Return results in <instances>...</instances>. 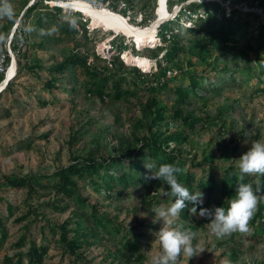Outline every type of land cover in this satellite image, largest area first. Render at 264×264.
Here are the masks:
<instances>
[{"label": "trees", "instance_id": "obj_1", "mask_svg": "<svg viewBox=\"0 0 264 264\" xmlns=\"http://www.w3.org/2000/svg\"><path fill=\"white\" fill-rule=\"evenodd\" d=\"M51 1L68 0H34L30 5L25 1L24 13L16 28L12 30V20L0 23V58L5 56V64L10 66V50L12 51L17 63L14 78L24 71L41 76L39 71L47 69L49 76L43 82L44 89L52 91L64 87L71 94L82 90L85 98L94 102L97 99L108 106H115L121 101L130 102L138 94L139 81L146 82L148 89L145 99L140 102V113L127 117L130 122L129 131L111 133L113 126L123 121L121 113H116L112 123L105 128L100 127L98 134L92 136L89 149L84 143L82 149L72 152L71 161L67 165L58 167L52 173L4 176V185L11 188L27 185L31 196L41 188L49 190L52 197L44 201V205L50 206L54 211L63 213L74 206L71 217L51 223V229L59 234L58 242L73 257L70 264L84 261L85 249L97 243L105 246L107 256L112 257L117 264H143L146 253L140 238L147 235L141 230L133 233L123 221L118 220V215L111 216L109 212L103 211V206L98 201L91 200L84 190L89 185L98 194L113 201L118 200L128 189L141 186L139 192L144 208L153 215L154 204L158 200L174 198L167 194L170 186L163 180L145 178L149 174L145 168L148 158L154 160L157 167L160 164L178 167V181L192 193H203V204L197 206L196 214L190 211L194 205L187 202V207L180 212L182 219L192 217L197 228L205 227L210 221L208 217L199 215L200 209H212L214 206L227 208V200L235 196L238 183H250L254 191L258 190V195L264 196V175H243L239 171L238 159L243 153H238V136L226 140L228 127L234 126L225 116L229 107H218L216 115L206 109L198 114L185 107L192 96L203 99L207 105L209 99L200 94V89H204L207 82L213 86L211 91L219 92L224 88L220 81L221 74L225 76L230 73L232 80L236 81V76L241 73L245 75L243 71H246L255 82L254 93H264V70H254L251 59L252 53H255L257 61L264 59V22H260V18H264V0H228L229 4L227 0H203L182 6L175 17L159 26L158 33L163 45L155 48L148 46L150 54L156 59L157 69L144 73L134 65L131 70L137 79L133 78L131 81L122 74L127 67L120 58L121 52L128 46L125 38L115 36L111 41V49L116 52L104 59L93 48H85L96 36V28L90 30L88 27L90 18L80 10L52 5ZM87 1L105 3L108 0ZM157 1L151 0L153 8L149 13L144 10V22L156 18ZM185 1L168 0V8L172 11L175 5ZM140 2L141 0H112L109 6L127 16L129 7ZM122 3L125 5L121 6ZM245 3L260 7L262 15L242 10L239 5ZM185 18L192 19L191 26H184ZM68 19L75 20V27L69 26ZM53 27L56 28L54 33L45 34ZM65 41L76 42L75 47L61 60L56 59L46 66L43 57L38 55V50L54 49L56 44ZM6 42H9V49ZM4 79L5 73H1L0 81ZM13 79L9 81L6 91L12 88ZM185 80H188L187 85ZM172 81L178 83L173 89L176 97L159 98V92L169 88ZM2 94L0 93V97ZM87 123L91 124L92 121L88 120ZM85 124L81 129L85 128ZM80 130L72 136L71 145L77 140ZM203 131L209 133V145L212 149L215 143L221 145L224 158L237 156L238 161L223 167L220 179L213 175L207 179L197 176L196 170L206 163H212L210 167L213 171L220 168L215 161L216 157L209 150L204 149L200 159L192 148L185 147V143H190L191 137ZM109 134L116 139V144H111L108 140ZM257 136L261 134L258 133ZM187 161H190L188 168ZM45 179L49 181L44 183ZM52 180L54 183H50ZM3 200L4 197L0 195V202ZM138 208L135 206L133 209L137 212ZM32 212L36 218H47L45 211L33 208ZM13 213L14 206L8 203L9 216ZM29 214L31 213L20 216L18 220L25 219ZM146 221H141L140 224L143 225ZM251 223L264 230V200L258 203ZM0 226L3 230L1 246L7 236L3 217H0ZM24 238L25 236L17 244H27ZM109 242H113V245H107ZM28 243L26 251L16 253V260L11 255H5L3 264H43L49 246L35 241ZM231 254L236 260L240 251L233 247ZM256 264L264 262L256 261Z\"/></svg>", "mask_w": 264, "mask_h": 264}, {"label": "rangeland", "instance_id": "obj_2", "mask_svg": "<svg viewBox=\"0 0 264 264\" xmlns=\"http://www.w3.org/2000/svg\"><path fill=\"white\" fill-rule=\"evenodd\" d=\"M25 1H27L26 4L30 5L34 0H10L15 16L13 19H0V23L12 20V30L14 27L16 28L24 13ZM193 1L201 2L203 0L179 2L178 5L173 7L172 11H175L176 8L179 10L184 5L188 6ZM111 2L112 0H108L105 3H92L97 7L110 9L111 6L109 5ZM226 2L229 4L228 0ZM50 3L52 5H61L58 1H51ZM123 5L125 3L121 4V6ZM142 5L145 6L142 7ZM152 5L151 0H141L138 5H131L127 11V19L137 26L149 25L152 21L144 22L143 19L145 11L149 13L152 10ZM239 7L246 12L252 11L262 15V10L258 6L253 7L245 3L244 5H239ZM188 20L191 21L192 19H183L184 26H191L192 21ZM260 22H264V18H260ZM88 27H90V30L96 28V36L85 48L86 50H92L93 48L104 59L109 58L116 52L115 50L112 52L111 49L112 39L117 35L125 38V43H128V46L121 52L120 58L127 66L122 71V74L127 77L128 81L137 76L131 70L134 64L129 62L125 55H128V57L131 55L149 57L151 66L148 69H142L143 72L145 71L144 73L157 69L156 59L150 54L148 47L153 45H148L141 49L136 44L137 48L132 41L133 37H129L122 32L106 30L101 26L95 27L92 21H89ZM12 30L11 32H13ZM157 32H159V28ZM156 38V43L158 45L162 44L159 33ZM75 44L76 42L65 41L64 43L56 44L54 49L38 50V55L43 57L45 65L49 66L56 59L61 60L66 53L75 47ZM6 45L9 49V42H6ZM160 56H162V53ZM251 59L254 70H264V59L261 62L257 61L255 53H252ZM100 63H103V61H100ZM9 65H11V62ZM243 72L245 75L243 73L237 75L236 81L232 80L230 73L226 75L224 73L225 76L221 74L220 81L224 88L219 92L211 91L210 89L213 86L206 82L205 88L200 89V94L209 99L207 105H205L203 99L197 96L190 97L189 101L185 103L186 109L194 110L198 114H201L206 109L214 115H216L218 107L227 105L229 110L225 116L227 121L234 126L228 127L225 137L229 141L231 137L238 136L236 143L239 154L248 151L253 141H264V93H254L255 82L250 79V75L246 71ZM39 73L41 76L29 71H24L22 74L17 75L13 79L12 88L9 91H3L0 97V195L5 199L0 202V217H3L7 229V236L4 243L0 246V264H3L5 255H11L16 260V253L18 251H26L30 241H35L37 244L45 243L49 246L48 255L43 264H70L73 259L70 254L64 251L61 243L58 242L59 234L51 229V223H53L52 221L61 222L71 217L74 206H71L63 213L54 211L50 206L44 205V201L52 197L49 190L41 188L39 192H34L31 196L27 185L15 188L4 185V176L52 173L58 167L67 165L71 161L72 152L82 149L84 143L89 149L92 136L98 134L100 127L105 128L109 123H112L116 113H121L123 121L121 124H115L111 133L129 131L130 122L127 117L130 114L140 113V102L148 94L146 82L139 81L138 94L131 98L130 102L121 101L115 106H108L97 99L94 102L85 98L82 90L74 94H71L64 87L52 91L46 90L43 88V82L49 76V70H40ZM187 84L188 80H185V85ZM177 85L176 81H172L169 88L159 92V98L172 99L176 97L173 94V89ZM88 120H91L92 123L88 124ZM84 124L85 128L81 129ZM178 128L180 129V126ZM243 129L245 130L242 133ZM79 130L77 140L71 145L72 136ZM238 131H240V134ZM258 133L261 136L258 137ZM108 140L111 141V144L117 143L111 134L108 135ZM104 143H106V139H104ZM232 145L234 144L232 143ZM220 146L215 143L213 149L210 147L209 133L207 131L194 135L191 137L190 143H185V147L192 148L194 152L199 154L200 159L203 156L202 151L204 149L209 150L216 157V163L220 165V168L213 171L210 167L212 163H206L205 166L196 170L198 177L207 179L213 175L215 178L220 179L223 167L238 161L235 155H231L229 159L227 157L224 158ZM189 162H186L187 168L189 167ZM48 181L45 179L44 183ZM50 183H54V180L50 181ZM81 184L83 185L82 182ZM140 189L141 186L132 187L124 192L118 200L113 201L98 194L89 185L86 186L84 193L90 195L91 200L98 201L103 206L101 208L103 211L109 212L111 216L118 215V220L123 221L126 227L133 230V233L141 230L147 235L146 237L142 236L140 240L143 242L146 253L143 264H150L151 256L160 251L159 242L155 241V233L160 230L164 221L162 218L156 217L155 213L151 215L145 210L142 196L139 192ZM172 202L171 198L160 199L154 204L153 210L161 205L167 207ZM8 203L14 206V213L11 216L8 214ZM135 206L139 207L137 212L133 209ZM33 208L38 209L40 212L45 211L47 218L42 216L36 218L35 213L32 212ZM28 212L31 214L27 215L23 220H18L20 216ZM144 220L147 221L141 225L140 222ZM208 223L210 221L206 223L205 227L197 228L192 217L182 219L180 213L174 219L172 227L190 232L193 235V246L199 245V249L202 251L191 259L187 256H181L178 259V264H256V261L264 262V230L258 229L257 224H252L251 219L249 221V230L246 233L234 232L223 237H217L212 234L208 228ZM27 225L28 228L26 227ZM2 234L3 230L0 226V238ZM23 236H25L24 240L27 244L18 245L17 242ZM107 245H113V242H109ZM233 247L235 250L238 249L240 251V256L236 260L232 258L231 254ZM106 253L107 249L103 244H93L85 249L86 259L74 264H117Z\"/></svg>", "mask_w": 264, "mask_h": 264}, {"label": "clouds", "instance_id": "obj_3", "mask_svg": "<svg viewBox=\"0 0 264 264\" xmlns=\"http://www.w3.org/2000/svg\"><path fill=\"white\" fill-rule=\"evenodd\" d=\"M167 1L166 5L168 8ZM178 11H180V9L177 10L176 15ZM14 16L15 11L10 0H0V19H13ZM171 18L173 17H169L166 20ZM67 23L70 27H75L76 22L74 19H68ZM55 31L56 28L53 27L45 34L51 35ZM157 36L158 32H156V37ZM132 41L135 45L137 44L134 38ZM157 45L158 44L155 43L150 47H156ZM140 68L143 69L142 67ZM16 74L17 71L8 80V83ZM238 160V168L241 174L264 175V141H253L249 150L243 153ZM145 168L149 171V174L145 178L148 180H163L170 186V191H168L167 194L174 198L169 206L165 207L161 205L153 210L156 217H159V219L162 218L164 223L160 230L155 233V241L159 242L160 251L151 256L150 264H178V259L181 256H187L191 259L199 255L202 251L199 249V245L193 246V235L188 231H182L172 227V224L179 213L187 207V203L194 205L190 211L192 214H196L197 206L203 204V193L201 191L192 193L187 187L181 184L176 176V173L180 172V169L172 164H160L157 167L156 162L148 158L145 162ZM261 200H264V196L258 195V190L254 191L252 184L241 182L238 183L236 187L235 196L227 200V208L215 206L212 209L201 208L199 215L210 219V223L207 224L208 228L210 232L217 237L230 235L234 232L246 233L249 230V221Z\"/></svg>", "mask_w": 264, "mask_h": 264}, {"label": "bare ground", "instance_id": "obj_4", "mask_svg": "<svg viewBox=\"0 0 264 264\" xmlns=\"http://www.w3.org/2000/svg\"><path fill=\"white\" fill-rule=\"evenodd\" d=\"M59 3L64 7L82 11L90 18V21H92V24L95 27L101 26L106 30L122 32L129 37H133L141 49L156 43V32L159 24H161L168 17L174 16L178 9L176 8L175 11H170L167 8L166 0H158L156 18L147 26H137L131 23L123 14L107 7H97L92 2L87 0H68L59 1ZM125 57L129 62L142 67L144 70L151 66V60L147 56L131 55L128 57V55H125ZM16 71L17 63L14 60L12 65L9 67L6 82L15 74Z\"/></svg>", "mask_w": 264, "mask_h": 264}, {"label": "built area", "instance_id": "obj_5", "mask_svg": "<svg viewBox=\"0 0 264 264\" xmlns=\"http://www.w3.org/2000/svg\"><path fill=\"white\" fill-rule=\"evenodd\" d=\"M10 53H11V56H12V62H11V65H12L13 61L16 60V59H15V57H14V55H13L11 50H10ZM5 62H6V57L2 56L0 58V74L1 73H5V75L7 77L8 70H9V67L11 65L10 66H6ZM7 85H8V81L6 82V78L4 80L0 81V93H2L6 89Z\"/></svg>", "mask_w": 264, "mask_h": 264}, {"label": "water", "instance_id": "obj_6", "mask_svg": "<svg viewBox=\"0 0 264 264\" xmlns=\"http://www.w3.org/2000/svg\"><path fill=\"white\" fill-rule=\"evenodd\" d=\"M167 1V0H166ZM60 6H62V5H60ZM177 12V11H176ZM156 13H157V11H156ZM169 18V17H168ZM166 20V19H165ZM160 25V24H159ZM16 61V60H15Z\"/></svg>", "mask_w": 264, "mask_h": 264}]
</instances>
